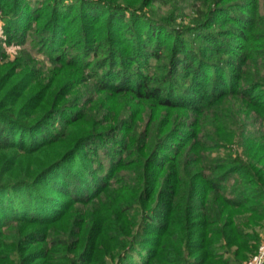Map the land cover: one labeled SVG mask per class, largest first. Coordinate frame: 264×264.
<instances>
[{
	"label": "trees",
	"instance_id": "1",
	"mask_svg": "<svg viewBox=\"0 0 264 264\" xmlns=\"http://www.w3.org/2000/svg\"><path fill=\"white\" fill-rule=\"evenodd\" d=\"M185 2L200 7L180 28ZM0 21V54L31 38L51 64L26 48L0 64V264L257 250L264 0H0Z\"/></svg>",
	"mask_w": 264,
	"mask_h": 264
},
{
	"label": "rangeland",
	"instance_id": "2",
	"mask_svg": "<svg viewBox=\"0 0 264 264\" xmlns=\"http://www.w3.org/2000/svg\"><path fill=\"white\" fill-rule=\"evenodd\" d=\"M228 1H234V0H228ZM182 4H180L179 6L182 8V10H178V12H176V22L175 24L177 26H179L180 28L185 27L186 25H190V23L192 22V18L194 17V12L197 8L200 7V4H192V3H184L182 6ZM153 9H155V11L159 16H164L165 14H168L169 11H171L169 6L166 5H160V4H153L152 5ZM2 27V22L0 21V30ZM22 48H26L27 50H29L33 56L36 58V60H38L39 62H41L42 64L46 65V66H50V62L48 61L47 57L42 53L39 52L36 48H34L31 44V38L28 39V42L23 45V46H8L5 49V54H0V64H3L5 62L8 61H16V57L19 54V52L21 51ZM125 103H128V99L126 98ZM123 105V104H121ZM257 125L254 126V124H252V126H249V132H251L252 130L255 132V130L257 129ZM231 149L232 151L235 153L234 156H236V153L239 152L240 155H242L243 157L245 156L244 151H243V147L237 142V143H233L231 145ZM230 149V147L228 148ZM228 149H221L220 150V155H225V153H227L229 150ZM245 158H247L245 156ZM259 236H260V241L258 244V248L257 250L252 253L242 264H250V262L254 259V257H256L257 255H259L260 253V249L262 246H264V225L259 227Z\"/></svg>",
	"mask_w": 264,
	"mask_h": 264
},
{
	"label": "built area",
	"instance_id": "3",
	"mask_svg": "<svg viewBox=\"0 0 264 264\" xmlns=\"http://www.w3.org/2000/svg\"><path fill=\"white\" fill-rule=\"evenodd\" d=\"M250 264H264V246L261 247L259 255L254 257Z\"/></svg>",
	"mask_w": 264,
	"mask_h": 264
}]
</instances>
